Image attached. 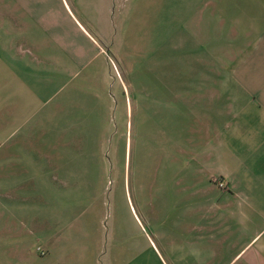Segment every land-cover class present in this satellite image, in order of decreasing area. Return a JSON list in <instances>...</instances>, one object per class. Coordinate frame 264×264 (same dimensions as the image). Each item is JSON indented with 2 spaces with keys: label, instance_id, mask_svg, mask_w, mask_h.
Wrapping results in <instances>:
<instances>
[{
  "label": "crops",
  "instance_id": "obj_1",
  "mask_svg": "<svg viewBox=\"0 0 264 264\" xmlns=\"http://www.w3.org/2000/svg\"><path fill=\"white\" fill-rule=\"evenodd\" d=\"M136 10L138 26L130 29V0H0V151L17 145H106L118 97L127 116L136 108L159 124L165 107L169 131L158 123L155 129L158 135L160 129L169 132L168 174L184 187L179 190L185 195L184 240L167 252L122 250L114 263L264 264V0H169L166 6L136 0ZM156 12L169 19L186 16V39L188 31L200 34L203 25L208 30L206 43L197 37L193 44V33L189 36V51L199 57L169 60L167 68L161 61L162 75L154 55L153 63L141 64L144 55L137 51L146 39L145 18ZM160 30L147 37L151 50L162 39ZM174 30L168 28V35ZM183 45L174 42L175 52ZM127 66L141 76L135 80L168 82L167 93L141 90L132 102L122 84L130 80ZM214 81L216 89L209 90ZM156 135L153 148L162 153ZM79 159L94 160L86 155L73 161ZM61 161L66 159L40 152H0V194L16 188L15 179H30L24 193L39 201H26L24 210L35 205L42 210L41 220L26 219L21 227L17 205L9 204L4 229L0 217V242L36 235L47 253L42 264H86L88 257L100 264L102 252L90 246L79 259L74 222L64 225L66 206L53 197L90 175L59 165L64 171L52 172L48 163ZM1 163L9 168L2 170ZM52 176L69 180L50 183ZM2 177L12 184L2 186ZM212 177L228 188L214 186Z\"/></svg>",
  "mask_w": 264,
  "mask_h": 264
},
{
  "label": "rangeland",
  "instance_id": "obj_2",
  "mask_svg": "<svg viewBox=\"0 0 264 264\" xmlns=\"http://www.w3.org/2000/svg\"><path fill=\"white\" fill-rule=\"evenodd\" d=\"M167 2L169 0H161L162 6H166ZM155 15V18L146 16L144 21L143 28L146 39L144 43L138 44L139 50H137L140 55H144L140 60L141 64L153 63L152 55H154L160 63L157 64V67H159V74L162 75L161 61L167 68V61L169 60L177 62L187 60L194 55L199 57L195 53L192 56V52L189 51L191 48L189 36L193 33V44H197V37L202 38L203 43H206L208 38L206 25H203L204 29L200 34L197 30H193L192 33L188 31L186 39L183 30L186 16L169 19L166 15L161 16L159 14L158 17L157 12ZM153 19L154 23H152ZM127 22L130 29L138 26L136 0H130ZM170 27L175 30L169 36L168 28ZM154 28L157 31L162 29L159 35L162 39L159 44L165 43V45L159 47V44H156L155 48L152 49L154 50L153 53L150 47L152 44L147 40L151 37H147L153 32ZM174 42L187 43V45L182 46L180 49L182 51L175 52ZM127 50L133 51L132 46ZM201 53L204 52L201 51ZM131 64L137 66V61H132ZM126 68L128 72L126 71L125 76L130 80L122 84L129 91L132 102L137 101L136 95L141 90H161V92L167 93L169 89L168 82L157 83L152 80H135V78L141 77L131 74L132 72L136 73L135 67L132 72L129 71L132 68L131 66L124 67V69ZM122 76L125 77L123 74ZM143 77L147 78L148 76L144 75ZM216 86V81L209 82L208 89H216ZM117 88L118 83L116 82L113 84V92H116ZM115 103L113 129L108 131L112 139L104 140L106 145H59L34 146L31 148L17 145L15 147L2 146L0 151L2 154H39L40 152L51 156L56 155L60 159H66V161L48 163L50 168L53 167L52 172L54 170L64 171L56 168L55 165H59L64 169L71 170L72 167H75L77 171L85 172V174L89 173L90 177L81 178L80 186H74L70 183L67 187L63 186L66 189L68 188L66 192L69 191V193L53 195V197L56 199L55 202H61L66 206L63 219L64 225L74 222L75 235L76 237L79 236L75 245L77 253L80 254L79 259L83 260L87 257L86 247L90 246L91 250L99 249L102 252L100 264H111V262L115 264V261H120L117 256L122 250L130 253V255L138 251H149L151 249L161 252L170 251L174 247H179L185 234V205L183 204L185 195L179 191L184 187L178 184V179L172 174H168L171 173L169 171L170 162L168 161L169 152H172L173 148L168 150L170 124L167 108L161 109L162 117L159 124L157 121L152 122V115L140 113L134 107V111L127 116L120 97L117 98V101L115 100ZM157 123L160 128L164 126L168 131L160 129L161 136L158 135V130L155 129ZM154 132L157 134L156 142L159 136L162 153L165 150V154L157 149L154 150ZM86 155H91L94 160L79 159L73 161L74 157L78 159ZM1 164L2 170L9 168L4 165L7 163ZM36 164L40 165L41 163L34 162V165ZM53 176H56V174ZM56 179L60 181L69 180L53 177V179H50V183H55L54 180ZM218 179L220 178L212 177L210 180L214 186L222 190L227 189L228 183L222 179L227 185L222 188L218 184ZM15 180L17 183L16 188L4 191L6 194H0L2 229L5 228L4 224H6V218L10 211L9 204L12 205L11 207L17 205L15 211L16 215L22 219L19 220L21 227L24 223H27L26 219L41 220L42 210L40 205L33 206L31 210H24L26 201L29 200L32 203L39 201L38 195L29 194L27 197L24 193V188L29 187L28 184H25L26 180L30 179L17 178ZM8 181L11 182L12 179H3L2 177L1 185H5L4 183ZM61 186L59 187L61 188ZM21 206H23L22 210H19ZM55 213H60V210H55ZM195 214V211H193V218H195ZM187 217L190 218V213H187ZM181 221V226L176 227L175 223ZM0 245V264H42V259L47 255L46 249L36 235L31 236L30 240L25 239L24 241L20 236L17 237V240L11 242L1 240ZM86 264H93L89 257Z\"/></svg>",
  "mask_w": 264,
  "mask_h": 264
},
{
  "label": "built area",
  "instance_id": "obj_3",
  "mask_svg": "<svg viewBox=\"0 0 264 264\" xmlns=\"http://www.w3.org/2000/svg\"><path fill=\"white\" fill-rule=\"evenodd\" d=\"M218 184L220 187L225 188L227 185L222 179H218Z\"/></svg>",
  "mask_w": 264,
  "mask_h": 264
}]
</instances>
